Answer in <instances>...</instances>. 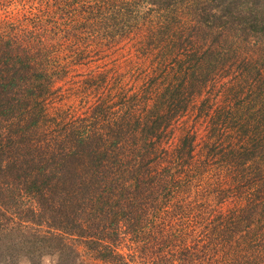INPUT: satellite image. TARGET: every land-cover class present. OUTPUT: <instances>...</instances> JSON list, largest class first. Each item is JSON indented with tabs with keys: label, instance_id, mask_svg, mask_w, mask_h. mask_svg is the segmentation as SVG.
Listing matches in <instances>:
<instances>
[{
	"label": "trees",
	"instance_id": "1",
	"mask_svg": "<svg viewBox=\"0 0 264 264\" xmlns=\"http://www.w3.org/2000/svg\"><path fill=\"white\" fill-rule=\"evenodd\" d=\"M72 1L29 0L20 15L0 20V231L10 223L42 229L46 253L77 255L81 246L100 264H134L135 255L137 264H264V190L226 212L191 208L198 203L190 196L198 168L194 137L180 136L170 149L163 143L168 127L217 72H228L239 51L257 50L253 61L262 59L264 69V0H140L167 14L145 39V48L157 49L158 76L148 77L142 94L110 102L92 85L103 72L86 76L81 88L89 103L69 116L55 103L56 85L71 70L58 58L57 43L101 26L114 31L116 18L127 14L118 9L114 16V0H93L105 1L100 24L97 6ZM180 9L188 20L174 31ZM72 14L79 17L73 23ZM83 55L79 50L74 58ZM246 73L257 82L244 114L263 123L264 78L256 79L259 68ZM206 187L201 203L229 205V182L221 196ZM186 212L206 229L198 247L170 234L179 226L172 221Z\"/></svg>",
	"mask_w": 264,
	"mask_h": 264
},
{
	"label": "rangeland",
	"instance_id": "2",
	"mask_svg": "<svg viewBox=\"0 0 264 264\" xmlns=\"http://www.w3.org/2000/svg\"><path fill=\"white\" fill-rule=\"evenodd\" d=\"M27 1L29 0H16V2L0 0V20L7 18L10 12L20 15L24 10L22 8L25 2L24 8H26ZM83 1L86 8L97 6L100 9L97 17L99 23L106 22L102 18L105 1L98 3L93 0H81ZM114 1L116 4L112 9L114 16L117 15L118 9L122 10V14L127 13L116 18V30L101 26L102 28H94L85 36L75 33L70 43L66 40L57 43L58 58L60 61L68 60L71 70L66 80L56 85L59 89L56 92L55 103L60 105L69 116L81 112L89 103V95L84 96L81 88V81L86 76L103 72V81L94 83L92 80V85L97 84L102 88L101 94L106 95L108 102L116 101L115 98L121 95L129 96L140 92L142 94L145 90V82L158 76L160 63L156 59L157 49L145 48V39L150 34L153 35L163 24L161 21L167 19V14L148 5L143 8L138 3L140 0L131 5L125 3L128 2L126 0ZM35 2L30 1L31 4ZM76 3L77 0H73L71 5L75 7ZM127 15L128 20L125 18ZM74 16L75 14H72L69 17L71 23L79 18L76 19ZM143 17L146 20H142ZM174 17L175 21L171 24L174 31L187 23L188 17L181 9L174 14ZM120 24H124L125 27L121 28ZM94 25L97 26L95 23ZM71 36L72 34L69 37ZM79 50L84 52V55L75 59L74 56ZM255 59H259L257 50H249L247 53L239 51L237 57L234 56L228 61V72L222 77H218L217 72L208 81L209 85L201 95L192 98L186 112L168 127L163 141L166 148H172L180 136L194 137L193 147L198 168L190 196L193 199L198 198L196 199L198 203L191 205V208L226 212L230 210L229 208L237 206L241 197L252 194L259 188L264 190V153L263 157L261 155V151H264V122H257L256 115L252 120L244 114L247 112L245 111L247 104L250 106L257 82L253 78H247L246 72L259 68L256 79L264 78V69L260 67L262 59L253 61ZM152 88L156 87L153 85ZM243 106L244 108H241ZM247 110L249 114L256 111L255 108ZM246 154L248 158L251 156L250 160L245 157ZM228 182L229 205L213 201L201 203L203 199L208 198L206 196L208 183L212 185L211 192H219L221 196L226 193L223 188ZM191 218L194 217L188 212L178 216L172 222L178 223L179 226L176 228L172 226L169 230L170 234H173L174 230L178 232L177 235L183 234L186 244L198 247L206 229L190 221ZM10 224L3 226L0 231V264H100L93 262L81 246L77 247L79 253L77 255L48 254L45 252L50 249H47L48 243L44 244L39 239L45 230ZM29 241H35V245H29ZM124 246L119 244L117 247L119 252L125 253ZM255 246L251 241L250 247ZM174 247L172 244L169 250L171 253ZM137 261L139 262V258L135 255L134 264H137ZM216 263L218 260L212 259L210 263L204 264Z\"/></svg>",
	"mask_w": 264,
	"mask_h": 264
}]
</instances>
